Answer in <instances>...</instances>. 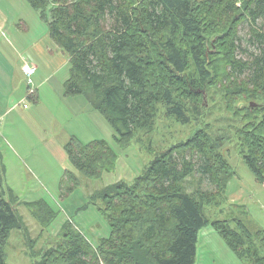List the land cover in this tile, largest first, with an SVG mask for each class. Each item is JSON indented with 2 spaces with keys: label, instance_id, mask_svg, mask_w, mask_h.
I'll return each instance as SVG.
<instances>
[{
  "label": "trees",
  "instance_id": "trees-1",
  "mask_svg": "<svg viewBox=\"0 0 264 264\" xmlns=\"http://www.w3.org/2000/svg\"><path fill=\"white\" fill-rule=\"evenodd\" d=\"M25 1L68 57L70 74L64 94L85 97L110 124L121 147L152 123L157 104H166L169 115L187 124L189 117L174 102L169 85L181 80L191 64L205 82L211 75V56L219 55L230 104L245 100L244 112L255 117L243 119L239 135L246 153L242 159L264 185V104L257 100L264 102V0H246L241 11H235L236 0L206 3L224 18L219 47L209 58L193 0H142L139 8L134 0ZM244 26L248 30L242 38ZM181 38L184 48L179 45ZM251 102L259 106L250 107ZM213 147L206 132L198 130L164 150L130 184L118 182L94 194L90 203L102 202L99 209L109 225V237L93 247L66 222L38 252L34 251L37 241L29 240L34 254L31 263L194 264L198 233L209 225L236 258L246 264H264L263 231L253 233L237 219L230 220L233 229L227 220L210 222L203 213L204 205L227 201L224 190L234 173L225 160L217 165ZM64 150L86 178L98 179L115 168L116 154L103 140L82 144L71 137ZM65 181L64 194L79 184L70 171L65 172ZM202 184L210 189L204 190ZM17 205L6 186L0 155V264H5L12 230L29 234ZM25 206L42 228L57 215L43 200Z\"/></svg>",
  "mask_w": 264,
  "mask_h": 264
},
{
  "label": "rangeland",
  "instance_id": "rangeland-1",
  "mask_svg": "<svg viewBox=\"0 0 264 264\" xmlns=\"http://www.w3.org/2000/svg\"><path fill=\"white\" fill-rule=\"evenodd\" d=\"M8 1L9 5L0 2L2 10L8 9L10 18L0 32V104L3 111L7 107H15L6 117L0 110V155L2 161L4 159L6 186L17 198L16 211L29 234L12 230L5 247V264H32L30 256L34 254L29 240L37 241L34 251L38 252L66 222H70L95 247L100 239L109 237L110 228L99 209L102 202L95 199L90 203V197L118 182L130 184L164 150L186 141L198 130L205 131L216 147L213 148L217 165L225 160L234 171L224 190L227 201L219 206L204 205V215L210 222L227 220L233 229L236 227L230 220L237 219L251 232H264V185L256 181L243 161L246 150L239 135L244 128L243 119L255 117L244 112V107L248 106L245 100H234L230 104V94L226 89L228 81L223 78L225 69L219 55L211 56V75L205 82L198 79L191 64L181 80L169 85L174 102L180 104L189 117L187 124L182 125L169 115L166 104H157L152 123L137 130L130 142L121 147L110 124L85 97L79 96L81 101L78 103L83 106L86 101L87 120L81 124L76 120L70 121L66 108L73 98L64 97L62 85L70 74L68 57L50 39L46 24L25 0ZM208 1L193 0L197 21L208 41L206 53L209 58L219 47L224 18L213 11V7L208 8ZM245 1L236 0L235 11H241ZM141 3L142 0H134V7L139 8ZM247 30V26L241 28L242 38L246 37ZM185 44L183 38L179 39L181 47L184 48ZM24 62L36 66V73L32 76L34 88L38 77L51 76L59 71L52 76L50 86L59 85L62 94L44 98L43 106L38 110H34L27 93L24 102L18 103L27 86V80L19 70L20 63L22 66ZM5 69L4 73L2 70ZM71 132L82 144L105 141L117 157L114 170L103 173L98 179L82 176L64 150V143ZM66 171L73 173L79 182L69 194H64L68 187ZM202 187L210 189L207 184H202ZM40 200L48 203L57 214L44 228L25 206V203ZM198 241L194 264H246L232 254L221 236L209 225L199 231Z\"/></svg>",
  "mask_w": 264,
  "mask_h": 264
},
{
  "label": "crops",
  "instance_id": "crops-1",
  "mask_svg": "<svg viewBox=\"0 0 264 264\" xmlns=\"http://www.w3.org/2000/svg\"><path fill=\"white\" fill-rule=\"evenodd\" d=\"M0 2L2 3V5H9V1L8 0H0ZM8 8V7H7ZM8 9L6 10H2V8L0 7V32H2L3 28L5 27V25L8 23V19L10 20L9 16H8ZM7 22V23H6ZM34 41V40H33ZM33 43V42H32ZM31 43V44H32ZM7 51V50H5ZM22 52L19 54V56H21ZM19 59V58H18ZM20 61V59H19ZM21 63H20V67H19V70H20V73L22 72L21 71ZM4 73L6 72V69L5 70H2ZM47 68H46V72H47ZM7 72L9 73V70H7ZM59 72V71H58ZM57 71L52 74L51 76H47L46 74L43 75V76H40L38 77L36 80H35V94L31 97H29L31 100H32V104L34 105V110H38L39 108H41L43 106V100L44 98H48V96H50L51 94H56L57 96H59L60 94H62V92L60 91L59 92V85L58 86H50V82L52 80V76L56 75L58 73ZM22 74V73H21ZM68 80V79H67ZM65 80V82L67 81ZM65 82L62 83V85L64 86L65 85ZM54 84V83H53ZM49 85V86H47ZM6 86V84H5ZM56 87V88H55ZM28 91V86L25 85V91L23 92V95L20 97V99L18 100V103H23L24 102V98L26 96V93ZM22 94V92H21ZM64 97L65 98H73L72 100V103L70 104H67V114L68 116L70 117V121H74L76 120V122H79V124L82 123L83 120H87V117H88V114H87V103L85 101L84 105L82 106V104H79L78 100L79 99V96H66L64 94ZM81 101V100H80ZM86 104V105H85ZM88 106V105H87ZM14 107L15 105L11 106V107H7L5 109V111H3V106L0 104V110H2V115H5V117L7 116L8 112H12L14 111ZM84 116V118H83ZM76 127L79 128V126L76 124ZM71 137H76V134L74 132H71L70 136L68 137V141L70 140ZM67 141V142H68ZM65 142L64 145L67 143ZM4 161V159H3ZM227 199V198H226ZM232 200H230V202H232ZM262 231V230H260ZM256 232V231H255ZM253 232V233H255ZM264 233V232H263ZM224 241V240H223ZM198 238H197V245H196V257H197V248H198ZM225 243V242H224ZM226 244V243H225ZM227 246V245H226ZM228 247V246H227ZM229 248V247H228ZM230 250V248H229ZM231 251V250H230ZM232 252V251H231ZM233 254V253H232ZM234 255V254H233ZM235 256V255H234ZM236 257V256H235ZM238 259V258H237ZM239 260V259H238ZM242 261V260H240ZM244 262V261H242Z\"/></svg>",
  "mask_w": 264,
  "mask_h": 264
},
{
  "label": "built area",
  "instance_id": "built-area-1",
  "mask_svg": "<svg viewBox=\"0 0 264 264\" xmlns=\"http://www.w3.org/2000/svg\"><path fill=\"white\" fill-rule=\"evenodd\" d=\"M21 71L27 80V86H28L27 96L31 97L33 96V94H35V88L33 87L32 76L36 73V66L33 65L32 63L24 62L21 67Z\"/></svg>",
  "mask_w": 264,
  "mask_h": 264
},
{
  "label": "water",
  "instance_id": "water-1",
  "mask_svg": "<svg viewBox=\"0 0 264 264\" xmlns=\"http://www.w3.org/2000/svg\"><path fill=\"white\" fill-rule=\"evenodd\" d=\"M259 105L258 104H256V103H250V107H258Z\"/></svg>",
  "mask_w": 264,
  "mask_h": 264
}]
</instances>
